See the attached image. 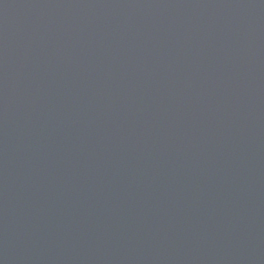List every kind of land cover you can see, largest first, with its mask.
I'll use <instances>...</instances> for the list:
<instances>
[{"label":"water","instance_id":"water-1","mask_svg":"<svg viewBox=\"0 0 264 264\" xmlns=\"http://www.w3.org/2000/svg\"><path fill=\"white\" fill-rule=\"evenodd\" d=\"M0 264H264V0H0Z\"/></svg>","mask_w":264,"mask_h":264}]
</instances>
